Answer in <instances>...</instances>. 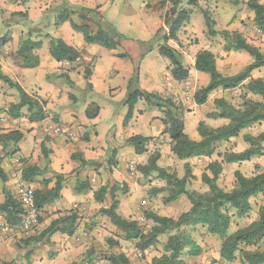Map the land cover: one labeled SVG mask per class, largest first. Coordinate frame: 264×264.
<instances>
[{
  "label": "trees",
  "instance_id": "trees-1",
  "mask_svg": "<svg viewBox=\"0 0 264 264\" xmlns=\"http://www.w3.org/2000/svg\"><path fill=\"white\" fill-rule=\"evenodd\" d=\"M244 4L253 13V25L258 31L264 32V4H260L255 0H249ZM176 5L170 11L164 12V27L167 31L164 28L159 29L152 44L139 43V46L145 52L149 51L152 45L156 43L159 55L169 62L172 79L182 83L189 78V70L183 66L182 54L168 45L169 41L177 40V33L187 19V12L180 11L175 13ZM64 11L57 19L58 24L68 21L74 31L83 35L87 44L99 45L108 50L116 49L114 38H119L120 35L115 31H112L111 34L104 31L100 17H98L95 33L91 31V27L88 24L79 26L69 18V15L78 13L82 19L87 17V20H91V18L88 19V16H98L94 10L71 8L69 13H67V10ZM203 16L208 36L212 38L222 36L225 40L224 48L226 52L231 50L242 51L251 58V62L248 65L237 74L231 76H224L218 71L215 57L208 50L199 51L194 58L193 69L208 76L207 84L198 89L193 95V101L197 106L204 105L208 97L218 90H241V103L238 106L232 105L224 98L214 99L213 101L214 110L207 117L211 120L226 121V123L220 127L212 128L204 122H199L197 135L200 140H191L184 132L183 108L170 98H162L156 94L141 90L138 84L137 70L128 80L127 93L123 101V105L127 107V113L123 120L124 126L132 119L134 106L138 101L143 100L148 106L157 109L161 114L160 122L163 127L161 135L168 136L170 152L180 161H188L194 158L211 159L215 153L216 144L228 142L236 138L242 131L264 123V77H252L255 71L264 68V54L257 47L249 44L238 33H229L227 31L218 33L214 30V21L211 20L209 15L204 12ZM89 23L94 25L92 20ZM40 47L41 43H33L30 40H26L20 45L18 55L30 61L29 67H36L38 64L37 58L31 54L32 50ZM50 55L56 62L73 64L77 61L80 54L60 40H52L50 43ZM116 57L125 58L126 56L117 53ZM89 72L88 70L87 74ZM0 82L9 89H14L19 96L17 103L10 104L8 111L10 119L20 118L23 109L26 111V119L29 123H40L46 119L44 103L27 95L16 82L11 81L4 75L1 69ZM69 85L73 87L71 82H69ZM253 97L259 100H254ZM97 113L98 110L92 114L87 109L86 117L88 119L95 118ZM22 138L23 134L19 131L1 133L0 146L9 150L10 146L20 142ZM150 140L151 138L132 136L126 141V144L134 149L136 155L140 156L147 152L146 146ZM243 140L248 145L245 150L217 154V157L221 158V160L210 161L206 171L201 175V182L207 187L205 193L187 190L186 187L189 181L192 180L187 163L184 166L186 173L182 178H177L176 175L169 174L161 168L157 164L160 159L159 152L152 153L144 165L136 167V170L144 178H149L152 174H155L156 178L165 183V187L159 191L167 192L166 203L174 202L180 196L186 197L190 203V208L177 219L160 216L145 210L142 212L143 221L149 224L148 229L145 230L137 221L121 217L117 213L119 202L115 198V194L118 190V185L115 182L100 187L94 193V200L97 203H101L106 196L110 197L108 208L101 209V214L117 230L122 231L125 240L135 242V247L140 252H145L156 246L160 237L175 232L167 238L163 245V253L159 257L152 258L151 264H185L181 256L191 241L184 234V230L198 225L205 227L208 234L221 239L219 258L223 262L233 263L238 260L241 264H264V248L260 249V245L264 240V202L259 208L256 220L245 227L231 232L234 219L246 218L252 211L250 200L259 195H264V170L251 177H246L239 171H235L233 174L234 185L229 191H224L217 185V180L224 164L247 162L251 158L264 153V132L256 136L246 134L243 136ZM42 154L46 168L39 169L35 166H28L22 172V180L31 182L35 177H40L50 172L47 169L48 152L46 149H42ZM62 179V175H56V183L52 189H47L50 180H45L42 182L44 190L36 189L34 191L35 206L39 212L46 205L59 198L62 189ZM0 180L2 183L6 182V177L1 169ZM2 192L4 201L0 204V214H2L7 226H17L23 213L22 207L5 187H3ZM76 222V216L71 212H66L63 215H57L36 236L34 234L22 239L25 252L24 258H29L28 256L33 248L50 245V239L56 233L72 236L76 229ZM107 242L108 247L105 251L87 254L79 262L71 264H91L99 256L100 258L103 256L102 259L110 264H130L127 257L119 251L118 243L110 239ZM189 252L193 256L199 255L197 246H192ZM0 264L15 263H8L0 258Z\"/></svg>",
  "mask_w": 264,
  "mask_h": 264
},
{
  "label": "crops",
  "instance_id": "crops-1",
  "mask_svg": "<svg viewBox=\"0 0 264 264\" xmlns=\"http://www.w3.org/2000/svg\"><path fill=\"white\" fill-rule=\"evenodd\" d=\"M30 1L31 7L28 8L25 6V0H0V69L27 95L44 103L46 119L40 123H29L25 117L18 121L12 120L6 115L3 120H0V134L9 131H19L23 134L22 140L10 146L9 150L0 146V169L6 177L5 183L0 180V204L4 201L3 187L17 200L18 185L23 184L31 187L39 185L36 180L41 183L50 180L47 186V189L50 190L56 183V175H62V189L59 198L39 212L41 218H44L40 219V225L44 229L57 215L71 212L74 208L80 211L89 201L91 205L94 204V165L99 169L98 172L114 169L113 178L128 184L126 177L129 179L135 176L136 166L140 164L143 154L136 155L134 149L128 146L126 141L132 136L152 139L161 134L163 130L160 122L161 114L143 100L134 106L133 117L125 126L123 125V114L126 108L123 107V112L118 114L114 129V141L109 137L110 143L107 144V136L100 138L94 130L101 109L107 108L108 114L113 115L114 106L122 104L126 97L128 80L136 72V66L138 67L140 89L162 98H170L175 102L173 96L181 94L184 82L178 83L172 79L169 62L165 64V75L162 76L159 73L161 66L152 62L148 54L143 55L142 48L139 46V43L153 42L156 32L162 27L164 28L166 7H163L161 3L164 0H142L140 10L144 17L140 18L139 22L133 16L129 19L124 18L128 24L137 25L136 41L139 43L135 44L136 54L133 56L128 52L129 58L121 59L123 61L116 57L117 53L114 51L104 49L99 45L87 44L83 35L74 31L68 21L57 23L58 17L65 12L64 10L69 13L68 8L71 7L72 9L88 10L98 8L97 11L102 16L106 14L104 11L113 14L117 0H102L99 4L98 0ZM121 1L126 6H130V0ZM71 16L69 15L70 20L72 19L76 25L86 24L83 20L87 17L83 20L78 19V13L73 14L72 18ZM22 22L29 24L26 31L20 30L19 25ZM46 22L49 23L48 26H45ZM2 25L6 27L4 32L1 30ZM89 26L95 33L96 27L93 24ZM45 27L48 29L45 30ZM26 40L41 43V47L32 50L31 54L37 58L36 67H29L30 61L18 55L20 45ZM52 40H60L79 52L77 61L73 64L56 62L50 55ZM120 41L118 40V42ZM168 45L182 54L183 66L189 70V75L192 73L194 58L199 51L208 50L213 53L210 47L202 48L197 45H189L186 37L182 36L179 31L177 40L169 41ZM152 53L158 54L157 45ZM191 54L192 58L189 57ZM189 58L190 63L187 64L186 60ZM107 63L109 67L106 69ZM88 70L90 72L87 74ZM69 82L73 87L69 85ZM14 91L13 89L9 90L6 85L0 82V96L5 92L15 96ZM84 96L85 100L81 99ZM100 99L107 101L105 107L100 103ZM80 102L83 103V116L77 115V107ZM15 103V100L8 102V104ZM193 104L198 107L194 101ZM95 106L98 108L96 117L88 119L86 110L88 109L93 114ZM21 112L26 115L25 109ZM17 122L21 129H6ZM50 122L64 127L69 134L67 139L49 134L45 130V126ZM24 128L26 129L24 130ZM43 148L48 152L47 169L50 172L35 177L31 182H25L22 180V172L26 167L35 166L39 169L46 167H41V164H44L41 155ZM102 186L104 185L100 187ZM36 189L44 190L43 184L33 190ZM89 194L91 199H84ZM0 222H4L2 214H0ZM34 234L30 233L27 236ZM13 235L0 238V258L5 261H12L15 258L16 251L14 249L18 248L16 244H20L21 248L18 249L24 251L21 244L22 239L19 238L20 241H18ZM73 236L74 234L70 237L59 233L54 234L50 239V245L46 248H44L45 246L40 247L42 252L36 254L35 257L32 256V259L26 261V264H30L32 260H38L39 264L75 263V260V262L64 261L69 257L75 259L76 255L81 253L79 250L81 247L75 250L70 244L74 240ZM49 251L54 253V257L46 260ZM91 264H94V260Z\"/></svg>",
  "mask_w": 264,
  "mask_h": 264
},
{
  "label": "rangeland",
  "instance_id": "rangeland-1",
  "mask_svg": "<svg viewBox=\"0 0 264 264\" xmlns=\"http://www.w3.org/2000/svg\"><path fill=\"white\" fill-rule=\"evenodd\" d=\"M130 1V6H126L123 1L117 0L115 5V12L113 14H110L108 11H104L106 12V14L102 16L98 13L97 8L94 9V11L98 15L97 17L88 16V19L91 18L92 23H94V26L96 28L99 20L98 17H100V21L102 22V29L104 31L108 32L109 34H111L112 31H115L120 35L119 38H114L116 49L110 51H114L118 54H123L126 56L125 58H129L128 52L133 54V56L136 54L135 44H138L139 42L136 41L138 30L137 25L128 24L126 21H124V18L129 19V17L133 16L135 20L139 22L140 18L144 17V15L141 14L142 11L140 10L142 0ZM246 1L249 0H164L161 3L163 4V7H166L164 12L170 11L175 4H177L174 9L175 13H179L180 11L187 12V19L181 25V28L179 30L181 35L186 37L189 45H197L202 48H212L218 71L224 76H231L237 74L246 65H248L251 62V58L242 51L231 50L230 52H226L224 48L225 40L222 36H216L213 38L209 37L203 13L206 12L211 20L214 21L215 31H217L218 33L223 31H227L229 33H238L249 44L257 47L261 51V53L264 54V32L258 31L253 25V13L246 8L244 4ZM255 1L260 4H264V0ZM101 2L102 0L97 1L98 4ZM25 6L30 8L31 1L25 0ZM71 8L68 9L71 10ZM171 17L173 16L171 15ZM78 19L83 20L81 17H78ZM169 19L171 18L169 17ZM91 20L86 19L83 21H85L86 24L90 25L89 22ZM28 25L22 22L19 25L20 30L26 31L29 28L27 27ZM48 25L49 23L46 22L45 26ZM186 27H188V29H186ZM46 29H48V27H45V30ZM164 29L167 31L165 27ZM1 30L4 32L6 30V27L2 25ZM118 40L121 41L118 42ZM153 42H151V44ZM156 45V43L153 44L152 48L149 51L143 52L141 50V53L143 55L148 54L151 57L152 62L158 63V65L161 66L159 73L163 76L165 75L166 70L165 64H168V60L161 57L159 53H152ZM189 57L192 58V54ZM121 59L123 58H119L120 61H123ZM186 63H190V58L186 60ZM108 67L109 65L107 63L105 65V68L107 69ZM136 68L138 72V67L136 66ZM191 72V75H189V78L184 81L183 87H181V89L183 88L182 91L180 90L181 94L173 96V99L175 100V103L183 108L184 132L191 140L198 141L200 140L197 135V126L199 122H204L207 126L212 128L220 127L221 125L226 123V121L211 120L207 117V115L214 110V99L224 98L232 105L238 106L241 103V90H218L208 97L207 102L204 105L196 107L194 106L193 100H191V98L198 89L204 87L207 84L208 77L205 74L197 73L194 69H192ZM252 77H264V68L255 71L252 74ZM14 93L15 96L7 94L6 92L2 96H0V117H2L0 118V120H3L6 115L8 116V111L10 109V104H8V102L11 100H15L17 103L19 101L17 92L14 91ZM81 99L85 100V96L81 97ZM253 99L259 100L256 97H253ZM100 103L104 104L105 107L107 101L100 99ZM82 104L83 103L80 102L77 107V115L83 116L84 114ZM123 107L126 108V111L124 109L125 113L123 114V117H125L127 113V107L123 105V102L121 105L118 104L114 106L113 115L108 114L107 108L101 109V113L98 115V119L96 122L97 125L94 126V130L98 133V136H100V138H104L107 136V144L110 143L109 137L114 141V129L116 128L117 116L120 112H123ZM74 110L76 109L74 108ZM97 110L98 108L94 107V112H97ZM22 117L26 118V115L22 114L20 118L12 120L20 121L22 120ZM51 119L54 118L51 117ZM19 125L20 124L17 122L14 123L13 126L7 127L6 129H21ZM25 129L26 128H24V130ZM261 132H264V123L252 126L242 131L236 138L231 139L228 142L216 144L215 153L211 159L194 158L188 161H180L176 157H174L170 152L168 136L159 134L158 136L152 138L150 142H148L147 152L143 154V157L140 160V164H137V166L144 165L147 162L148 157L152 153L159 152L160 159L157 164L167 173L174 174L177 178H182L186 173L184 166L187 163L189 172L192 177V180L189 181L186 187L187 190L190 192L205 193L207 191V187L202 184L201 175L206 171V167L208 166L210 161L221 160V158L217 157V154H222L224 152H241L245 150L246 148H248V145L244 142L243 136L246 134L256 136ZM41 155L42 160H44L42 152ZM45 166V162L44 164H41L42 168H44ZM95 168L96 165H94V193L100 188L101 185H107L110 183L112 184L113 182L117 183L118 190L115 194V198L119 202L118 214L125 219L137 221L145 230H147L149 227V224L143 221L142 217V212L145 210L151 211L160 216L177 219L182 213L187 212L190 208V203L185 196H180L174 202L166 203L165 199L167 197V192L159 191L160 189H163V187H165V183L156 178L155 174H152L149 178H144L138 172V170H136L138 174L136 173L134 177H131L129 179L126 177V181H128L127 184L126 182H120L113 178L112 174L115 173L114 169L110 168V170H103L101 172H98L99 169ZM262 170H264V153L260 156L251 158L247 162L239 164H224L222 166V171L218 177L217 185L220 189L229 191L233 188L234 185L233 174L235 171H239L246 177H251L261 172ZM36 182L39 185L31 186L33 189H35V187L37 188V186H42V183L40 181L36 180ZM84 199H91L90 194L87 198ZM263 202L264 195H259L255 198H252L250 200L252 211L246 218L234 219V222L231 226V232L235 231L238 228L245 227L256 220L259 208ZM109 203L110 197L106 196L101 203H97L94 200V204L91 205L89 201L88 203H86V206L82 210L79 211L75 208L71 210V213L76 216L77 222L73 236L74 240H72V243L70 244L75 250L81 247V249L79 248L81 253L80 255L77 254L75 259L69 257L67 259L65 258L64 261L72 260L73 262H78L87 254L103 252L107 249V241L110 239L118 243L119 251H121L127 257L130 264H151L152 258L159 257L163 253V245L165 244L167 238L175 232H171L170 234L160 237L156 246L148 249L145 252H140L136 249L135 242L125 240V236L122 231L117 230L110 223V221L101 214L100 210L108 208ZM39 219L44 218H41V215H39ZM40 223L41 222L39 220L38 227L34 229L33 233H35V236L43 229ZM184 234L187 235L191 241L185 248L181 256L185 264H241L238 260L233 263H225L220 260L219 250L221 239L217 236L208 234L205 227H201L199 225L195 227H189L184 230ZM13 237L20 241V239H25L28 236L13 235ZM16 245H18V248H21L20 244ZM192 246L198 247V256H193L189 252ZM18 248L17 250L20 251L14 249V251H16V256L12 259V261L8 260V263H14L15 261V264H26V261L28 262L29 259H32V256L35 257L36 254L42 252V248L40 247L33 248L28 256L29 258L25 259V252ZM44 248H46V246ZM263 248L264 240L260 245V249ZM19 255L22 256L20 257ZM53 257V252H47L46 260H49ZM102 258H100L99 256L94 261V264H110ZM30 262V264H39L38 260H32Z\"/></svg>",
  "mask_w": 264,
  "mask_h": 264
},
{
  "label": "built area",
  "instance_id": "built-area-1",
  "mask_svg": "<svg viewBox=\"0 0 264 264\" xmlns=\"http://www.w3.org/2000/svg\"><path fill=\"white\" fill-rule=\"evenodd\" d=\"M45 130L55 136L67 139L69 134L64 127L57 123H48ZM17 201L22 207L21 220L17 226L10 227L5 222H0V238L6 235H29L38 227L39 210L35 206L34 190L28 185L20 184L17 186Z\"/></svg>",
  "mask_w": 264,
  "mask_h": 264
}]
</instances>
